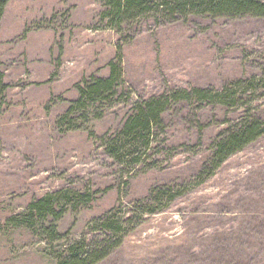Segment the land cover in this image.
Wrapping results in <instances>:
<instances>
[{
    "label": "rangeland",
    "instance_id": "obj_1",
    "mask_svg": "<svg viewBox=\"0 0 264 264\" xmlns=\"http://www.w3.org/2000/svg\"><path fill=\"white\" fill-rule=\"evenodd\" d=\"M105 10L104 0L6 4L0 264H57L74 242L104 239L97 219L109 212L129 222L97 264H264V134L202 175L230 129L264 121V18L152 10L119 22ZM118 57V94L60 123L78 86L107 77ZM227 87L235 100L194 93ZM160 96L170 101L147 158L131 166L113 159L104 142L141 100ZM162 187L181 194L153 203ZM68 193L87 197L58 202L41 221L55 226V239L21 222L30 203ZM149 204L164 207L149 213Z\"/></svg>",
    "mask_w": 264,
    "mask_h": 264
},
{
    "label": "trees",
    "instance_id": "obj_2",
    "mask_svg": "<svg viewBox=\"0 0 264 264\" xmlns=\"http://www.w3.org/2000/svg\"><path fill=\"white\" fill-rule=\"evenodd\" d=\"M8 0H0V20ZM105 15L112 20H124L137 18L152 10L163 15L179 16L195 13L198 15H210L213 17L239 18L245 16L264 18V0H104ZM120 57L117 61L108 64L109 74L105 78L94 77L85 80L78 86V98L67 109L61 121L68 119L76 112H84L90 106L102 104L117 95V83L122 77ZM260 78H254L253 82H260ZM252 82V83H253ZM251 83V84H252ZM8 85L4 82V74L0 70V98L3 97ZM199 100L227 101L235 100V92L228 87L222 92H209L195 90ZM176 94L174 93L173 96ZM172 96V97H173ZM170 98L167 96L152 97L141 100L126 118L122 128L104 142L106 152L123 165L131 166L140 163L147 158L152 149L151 140L155 131L162 125V113L165 111ZM264 134V121L260 119H243L228 133L214 144L213 153L209 159V165L203 168L202 175H211L213 170L219 167L228 157L242 150L251 142ZM204 177V176H203ZM181 191L173 187H162L153 191V203L173 200ZM86 195L68 193L65 197L57 198L50 195L44 196L28 205L27 211L21 217L25 224L39 225L38 231L55 239L57 237L54 225H43L41 222L48 214H53V206L58 202H79L86 199ZM64 198V199H63ZM150 203V202H148ZM147 212L159 211L164 206L160 204L155 208L149 204ZM106 237L100 241L74 242L68 247L65 256L60 257L57 264H97L106 258L115 248L122 243V231L126 230L129 220H122L114 213L109 212L97 219Z\"/></svg>",
    "mask_w": 264,
    "mask_h": 264
},
{
    "label": "crops",
    "instance_id": "obj_3",
    "mask_svg": "<svg viewBox=\"0 0 264 264\" xmlns=\"http://www.w3.org/2000/svg\"><path fill=\"white\" fill-rule=\"evenodd\" d=\"M8 129H12V127L8 128ZM4 132H5V129H3L1 124H0V142H6V139H5V136H4ZM10 135H11L10 138H13V134L10 133Z\"/></svg>",
    "mask_w": 264,
    "mask_h": 264
}]
</instances>
